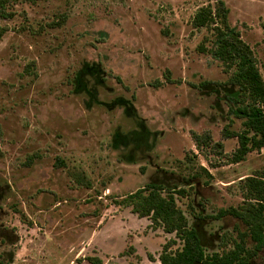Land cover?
<instances>
[{"label": "rangeland", "instance_id": "1", "mask_svg": "<svg viewBox=\"0 0 264 264\" xmlns=\"http://www.w3.org/2000/svg\"><path fill=\"white\" fill-rule=\"evenodd\" d=\"M264 79V0H223ZM216 0H18L0 17V264H161L181 242L123 198L174 192L207 253L230 249L240 180L264 147L230 163L238 87L191 21ZM209 133L197 145L192 134ZM214 142H221L219 149ZM206 168L210 177L202 170ZM203 214L196 220L193 214ZM255 259V260H254ZM253 261L264 264V250ZM251 261V262H253Z\"/></svg>", "mask_w": 264, "mask_h": 264}, {"label": "trees", "instance_id": "2", "mask_svg": "<svg viewBox=\"0 0 264 264\" xmlns=\"http://www.w3.org/2000/svg\"><path fill=\"white\" fill-rule=\"evenodd\" d=\"M12 1L0 0V17H10L6 11ZM35 1V0H30ZM229 9L223 0H216V5L200 7L192 18L195 28L212 30L211 54L219 59L226 71L232 70L229 82L238 87L234 93L237 102L233 110L242 118V129L232 131L224 129L225 137H237L238 146L229 155L230 163L243 161L252 151H260L264 147V79L256 65L250 47L241 39L239 30L228 20ZM264 27V24H263ZM2 29H0V34ZM197 145L212 144L209 133L192 134ZM213 146L221 149V142ZM203 172L210 177L206 168ZM244 203L238 208L220 209L213 216L220 219L232 215L242 221L244 229H238L236 237L231 239V247L222 252L207 253L202 243L197 223L190 224L182 209L178 206L174 194H184L183 188L174 185L165 191L159 183L148 184L123 198V203L131 206L133 213L139 217H148L155 226L166 233H174L181 245L175 249L171 240L164 245L159 255L161 264H249L264 249V168L256 170L240 180ZM194 219H202L203 214H193ZM90 264H104L96 256H88Z\"/></svg>", "mask_w": 264, "mask_h": 264}, {"label": "flooded vegetation", "instance_id": "3", "mask_svg": "<svg viewBox=\"0 0 264 264\" xmlns=\"http://www.w3.org/2000/svg\"><path fill=\"white\" fill-rule=\"evenodd\" d=\"M264 250V249H263ZM255 260V259H254ZM252 263H257L256 261H253V262H250L249 264H252Z\"/></svg>", "mask_w": 264, "mask_h": 264}]
</instances>
